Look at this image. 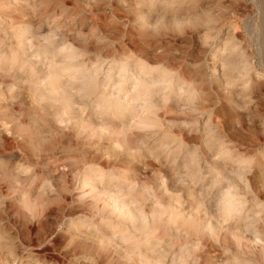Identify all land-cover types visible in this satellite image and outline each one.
Here are the masks:
<instances>
[{"label": "rangeland", "instance_id": "1", "mask_svg": "<svg viewBox=\"0 0 264 264\" xmlns=\"http://www.w3.org/2000/svg\"><path fill=\"white\" fill-rule=\"evenodd\" d=\"M0 264H264V0H0Z\"/></svg>", "mask_w": 264, "mask_h": 264}, {"label": "bare ground", "instance_id": "2", "mask_svg": "<svg viewBox=\"0 0 264 264\" xmlns=\"http://www.w3.org/2000/svg\"><path fill=\"white\" fill-rule=\"evenodd\" d=\"M67 114V113H66ZM68 115V114H67ZM214 228V227H213ZM217 234V233H216ZM223 236V235H222ZM199 240V239H198ZM228 241V240H227ZM221 242V241H220ZM210 246V245H209ZM78 248V247H77ZM94 248V247H93ZM208 249V248H207Z\"/></svg>", "mask_w": 264, "mask_h": 264}]
</instances>
